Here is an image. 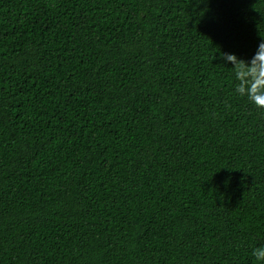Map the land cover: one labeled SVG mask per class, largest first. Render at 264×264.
I'll return each instance as SVG.
<instances>
[{"label":"trees","instance_id":"obj_1","mask_svg":"<svg viewBox=\"0 0 264 264\" xmlns=\"http://www.w3.org/2000/svg\"><path fill=\"white\" fill-rule=\"evenodd\" d=\"M0 264H264V0H0Z\"/></svg>","mask_w":264,"mask_h":264}]
</instances>
